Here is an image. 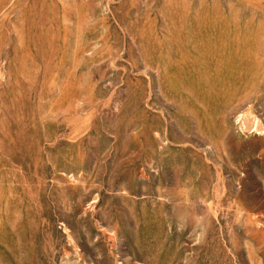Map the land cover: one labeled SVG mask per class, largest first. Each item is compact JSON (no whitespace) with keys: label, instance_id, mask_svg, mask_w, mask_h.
Masks as SVG:
<instances>
[{"label":"rangeland","instance_id":"rangeland-1","mask_svg":"<svg viewBox=\"0 0 264 264\" xmlns=\"http://www.w3.org/2000/svg\"><path fill=\"white\" fill-rule=\"evenodd\" d=\"M0 264H264V0H0Z\"/></svg>","mask_w":264,"mask_h":264}]
</instances>
